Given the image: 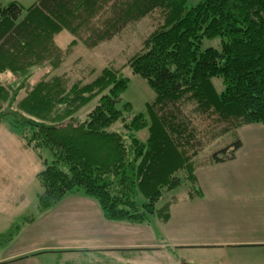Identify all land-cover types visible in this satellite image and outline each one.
Here are the masks:
<instances>
[{
    "label": "trees",
    "instance_id": "obj_1",
    "mask_svg": "<svg viewBox=\"0 0 264 264\" xmlns=\"http://www.w3.org/2000/svg\"><path fill=\"white\" fill-rule=\"evenodd\" d=\"M197 1L37 0L25 8L0 0V76L10 75L0 82V123L46 165L37 175V215L78 196L97 203L107 222L166 223L177 190L186 189V200L202 197L199 165L233 162L240 130L264 126V0ZM146 19L154 30L124 67L99 70L85 61L83 53L132 38ZM64 32L72 40L60 47ZM213 39L218 48L203 47ZM125 72L154 93L146 103L150 123L124 102ZM226 139L201 159L209 143ZM165 194L176 201L158 208ZM99 253L47 254L60 256L59 264H88L85 256Z\"/></svg>",
    "mask_w": 264,
    "mask_h": 264
},
{
    "label": "crops",
    "instance_id": "obj_2",
    "mask_svg": "<svg viewBox=\"0 0 264 264\" xmlns=\"http://www.w3.org/2000/svg\"><path fill=\"white\" fill-rule=\"evenodd\" d=\"M250 127H255L253 130L256 133L262 128ZM247 128L239 132L243 146L238 150L236 160L243 156L244 164L240 170L241 174L256 168L257 170L252 171L253 176L248 174V178L244 177L239 181L243 183L244 188L224 191L226 188L224 184H229L230 181L223 182L222 189L219 191L221 195L219 199L214 197L217 192L216 187L211 189L205 199L204 192H207L203 185L205 180L203 176L198 175L197 179L202 188L201 192H203L202 197L194 200L195 203H188V206H182L178 202L173 203L170 208V219L165 224L164 230L162 226L159 229V221L154 218L147 227L107 222L94 201L78 196L65 198L55 208L40 215L34 222L27 223L26 219L29 216H26L22 226H15L18 229L15 237L0 247V264H59L60 256L55 254H43L38 258L30 255L37 251L54 249L57 242V250L99 249L111 244L124 248L142 247L143 245L166 247L169 244L170 247L167 250L175 249L174 252H178V249L181 251L208 250L207 253L221 252L225 248H237L241 250L240 252L248 250L246 248L263 249L264 164L259 160L264 155V135H257L261 147H248L252 137L245 135L248 132ZM251 163H258L260 166ZM223 165L220 166L224 167ZM250 177H253L251 182L248 181ZM219 182L216 183L219 184ZM254 188L261 193H253ZM182 218L186 223L182 224L180 221ZM79 226L82 227L79 236L83 238L76 239L77 233L73 230ZM5 234H0V236H5ZM190 235L193 238H187ZM21 256L27 258L14 261ZM75 256L77 255H72V257ZM93 262L88 261V264H100V262Z\"/></svg>",
    "mask_w": 264,
    "mask_h": 264
},
{
    "label": "rangeland",
    "instance_id": "obj_3",
    "mask_svg": "<svg viewBox=\"0 0 264 264\" xmlns=\"http://www.w3.org/2000/svg\"><path fill=\"white\" fill-rule=\"evenodd\" d=\"M37 0H4V5H9L10 3L17 2L21 4L23 7L28 8L33 5ZM197 0H189V7L195 6L197 4ZM155 24L151 19H146L142 26H138V31H134L132 38L129 36H123L121 39H115L114 41L107 43L101 46L98 50L93 53H83V57L85 61L89 64H92L96 68L103 69L108 65H118V67H124L125 62L127 63V59L132 57L138 51L141 50V42L151 30H154ZM72 40L71 36L67 33H62L57 38V44L61 47L66 46V44ZM220 45L219 39L213 40H205L204 48L215 47L218 48ZM65 72L62 70L63 73ZM40 71L34 74L33 81L40 76ZM37 75V76H36ZM125 75L130 78V84L128 91L124 94V102H129L132 104L133 113L135 114H144L146 116L147 121L150 123V117L146 108V103L152 101L154 99V93L148 86V84L135 76H131L130 74L125 72ZM10 77L9 74L0 76V82L7 80ZM12 78V76H11ZM85 113H82L79 120H83L85 117ZM259 127H264L257 125ZM247 128V127H246ZM255 127H248L245 135H251V142L249 141L248 147H261L260 143L257 140V135H264V130H258L256 133L253 130ZM252 130V132H251ZM263 131V132H261ZM148 130L145 129L137 134V137L145 141L148 137ZM224 140H217L214 143H209L206 146L205 151L200 153L201 159L209 158L213 151L223 146V144L229 143ZM264 148V147H263ZM47 154V153H46ZM46 157V155H45ZM242 157L240 159L229 162L224 167L220 165L217 167H212L209 165H199L197 176H203L205 182L203 181V185L206 187L207 192H204L205 199L208 197V194L211 192V189L214 187L217 188V192L214 194V197L219 199L221 197L220 190L222 189V183L230 181V183L224 184L226 188L224 191L228 190H240L243 187V183L239 182L244 177H247L248 174L253 176L252 171L250 170L247 173H242L240 170L244 164ZM259 160L262 164H264V155ZM47 159L48 158L47 155ZM255 165H259L258 163H251ZM260 166V165H259ZM46 165H44L43 159H41L37 153L33 149L25 148V142L19 135H16L13 131L9 129L8 122L1 121L0 123V234L6 233L5 236H0V247L4 243H9L12 240V236L10 235L16 229L15 226H22L24 224V218L26 216H35V220L40 217V215L36 214V205L37 199L40 194H42V186L40 185L37 175L44 170ZM248 178V177H247ZM253 177L248 179L251 182ZM219 182L217 184L216 182ZM222 181V182H221ZM238 182V184H236ZM244 188V187H243ZM186 189L177 190L173 194L179 198L178 204L188 206V203H195L194 201L186 200L187 193L184 191ZM202 190V188H201ZM253 193H261L256 188L252 189ZM203 194V192H202ZM206 195V196H205ZM67 197V198H71ZM172 196L165 194L162 202L158 204V208L162 207L171 202H175L176 200L171 199ZM189 199V198H188ZM139 201L141 204L144 203V200L140 197ZM179 205V206H180ZM171 208V206H170ZM79 212V210H77ZM170 213V210H169ZM74 217V216H73ZM34 220V221H35ZM183 223H186L183 218L180 220ZM166 223H159V229L162 226V230H164V226ZM181 224V225H182ZM83 226V225H82ZM15 228V229H14ZM82 227H77L73 232L77 233V238H83L79 236V232ZM204 232V230H203ZM205 233V232H204ZM10 235V236H9ZM166 238V237H165ZM187 238H193V236H188ZM84 242V241H83ZM171 242V241H170ZM54 249L51 250H41L35 253L30 254L32 257L38 258L43 254L51 253V252H71V251H101L106 254H88L85 256L88 261H91V257L97 256L100 264H264V248H246L248 250L242 251L237 248H225L221 252L213 251L207 253L208 250H184L181 251L178 249V252H174L173 250H167L166 247H159L160 245H143L142 247L135 248H124L119 247L117 245H109L106 248H75L76 250H72V248H68L66 250H57L58 242L56 243ZM135 249V253H121L118 255V252H114L117 250H130ZM141 249V251H140ZM244 249V248H239ZM210 251V250H209ZM117 253V254H114ZM142 255H139V254ZM72 253H68L69 255ZM27 256V255H26ZM26 256H21V258H17L14 261H22L26 259ZM78 256H75L77 258ZM9 261V260H8Z\"/></svg>",
    "mask_w": 264,
    "mask_h": 264
}]
</instances>
